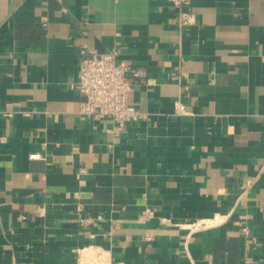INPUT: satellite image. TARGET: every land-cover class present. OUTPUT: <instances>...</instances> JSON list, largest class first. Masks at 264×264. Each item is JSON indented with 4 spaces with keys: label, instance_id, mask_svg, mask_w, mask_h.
I'll return each mask as SVG.
<instances>
[{
    "label": "crops",
    "instance_id": "1",
    "mask_svg": "<svg viewBox=\"0 0 264 264\" xmlns=\"http://www.w3.org/2000/svg\"><path fill=\"white\" fill-rule=\"evenodd\" d=\"M91 51L144 117L79 111ZM0 264H264V0H0Z\"/></svg>",
    "mask_w": 264,
    "mask_h": 264
},
{
    "label": "built area",
    "instance_id": "2",
    "mask_svg": "<svg viewBox=\"0 0 264 264\" xmlns=\"http://www.w3.org/2000/svg\"><path fill=\"white\" fill-rule=\"evenodd\" d=\"M184 0H173L178 6ZM180 22H189L190 16L185 11H180ZM139 73L130 64L117 60L115 52L91 51L84 54L78 64L77 90L84 99L80 102L79 111L89 114L94 118H107L115 124L114 130L123 129L124 125L132 120L144 117V112L128 102V94ZM145 84L153 83L152 78H140ZM175 112L178 115H188L190 112L186 106L175 101ZM37 158V153L30 154ZM252 183L246 181L247 186ZM241 233L246 238V248L249 250L256 243V237L252 234L247 224L241 227ZM251 260L246 256L245 262ZM107 261V259L105 260Z\"/></svg>",
    "mask_w": 264,
    "mask_h": 264
},
{
    "label": "bare ground",
    "instance_id": "3",
    "mask_svg": "<svg viewBox=\"0 0 264 264\" xmlns=\"http://www.w3.org/2000/svg\"><path fill=\"white\" fill-rule=\"evenodd\" d=\"M86 251H87V249H86ZM100 254H102V253H100Z\"/></svg>",
    "mask_w": 264,
    "mask_h": 264
}]
</instances>
